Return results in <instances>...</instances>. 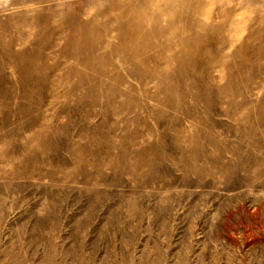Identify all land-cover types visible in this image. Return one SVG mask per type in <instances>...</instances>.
<instances>
[{
  "label": "rangeland",
  "instance_id": "1",
  "mask_svg": "<svg viewBox=\"0 0 264 264\" xmlns=\"http://www.w3.org/2000/svg\"><path fill=\"white\" fill-rule=\"evenodd\" d=\"M0 264H264V0H0Z\"/></svg>",
  "mask_w": 264,
  "mask_h": 264
},
{
  "label": "bare ground",
  "instance_id": "2",
  "mask_svg": "<svg viewBox=\"0 0 264 264\" xmlns=\"http://www.w3.org/2000/svg\"><path fill=\"white\" fill-rule=\"evenodd\" d=\"M160 15L161 16H167V17H171V16H173V15H175L174 13H172V12H167V13H165V12H161L160 13ZM192 15L195 17V16H197V15H199V11H195V12H192ZM133 30V29H132Z\"/></svg>",
  "mask_w": 264,
  "mask_h": 264
}]
</instances>
